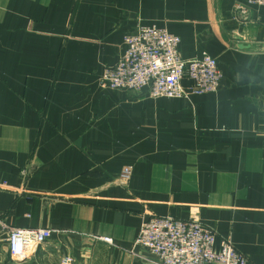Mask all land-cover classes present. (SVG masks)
Segmentation results:
<instances>
[{
  "label": "crops",
  "instance_id": "crops-1",
  "mask_svg": "<svg viewBox=\"0 0 264 264\" xmlns=\"http://www.w3.org/2000/svg\"><path fill=\"white\" fill-rule=\"evenodd\" d=\"M140 26L180 37L185 60L217 59L219 91L170 100L102 85ZM149 215L198 220L216 250L227 240L264 264V7L0 0V220L53 231L19 261L1 241L0 264H159L134 247Z\"/></svg>",
  "mask_w": 264,
  "mask_h": 264
},
{
  "label": "built area",
  "instance_id": "built-area-1",
  "mask_svg": "<svg viewBox=\"0 0 264 264\" xmlns=\"http://www.w3.org/2000/svg\"><path fill=\"white\" fill-rule=\"evenodd\" d=\"M248 4L264 7V0H248ZM181 38L165 29L140 26L124 37V52L115 66L105 67L101 84L111 90L132 93L149 92L152 98L182 99L190 95L202 96L219 91L223 74L219 62L204 53L185 60L181 55ZM191 81L190 90L183 86ZM131 168H125L120 181L127 184ZM0 233L8 247L9 256L19 261L29 255L34 247L51 240L53 231L41 228L9 227L0 220ZM100 241L113 245V239L101 237ZM217 234L200 221L149 215L135 239L134 247L154 255L159 264H249L248 258L227 240L216 250ZM65 256L60 264H73Z\"/></svg>",
  "mask_w": 264,
  "mask_h": 264
},
{
  "label": "water",
  "instance_id": "water-1",
  "mask_svg": "<svg viewBox=\"0 0 264 264\" xmlns=\"http://www.w3.org/2000/svg\"><path fill=\"white\" fill-rule=\"evenodd\" d=\"M238 16H239L240 19H242V14L241 13Z\"/></svg>",
  "mask_w": 264,
  "mask_h": 264
},
{
  "label": "bare ground",
  "instance_id": "bare-ground-1",
  "mask_svg": "<svg viewBox=\"0 0 264 264\" xmlns=\"http://www.w3.org/2000/svg\"><path fill=\"white\" fill-rule=\"evenodd\" d=\"M163 29V28H162Z\"/></svg>",
  "mask_w": 264,
  "mask_h": 264
}]
</instances>
